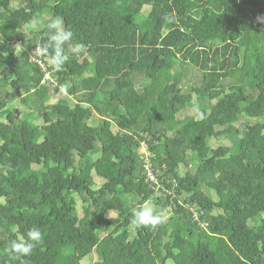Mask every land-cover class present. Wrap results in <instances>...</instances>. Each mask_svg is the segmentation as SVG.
<instances>
[{
  "label": "trees",
  "instance_id": "obj_1",
  "mask_svg": "<svg viewBox=\"0 0 264 264\" xmlns=\"http://www.w3.org/2000/svg\"><path fill=\"white\" fill-rule=\"evenodd\" d=\"M11 2L0 0V264H264V0ZM33 17L43 26L21 37ZM57 17L73 40L58 71L42 55L52 86L26 53ZM187 67L200 77L184 93ZM193 98L197 112L177 119ZM146 160L170 194L145 179ZM147 202L160 230L133 222ZM33 227L44 239L31 256L9 254Z\"/></svg>",
  "mask_w": 264,
  "mask_h": 264
},
{
  "label": "clouds",
  "instance_id": "obj_2",
  "mask_svg": "<svg viewBox=\"0 0 264 264\" xmlns=\"http://www.w3.org/2000/svg\"><path fill=\"white\" fill-rule=\"evenodd\" d=\"M256 23L264 26V14L256 17ZM39 27L40 21L36 17H33L27 22V28L29 30H39ZM47 28L48 39L42 44L38 51L48 53V50L51 49L52 51L48 55V60L53 68L58 71L62 69L69 59V55L65 53V45L72 42L73 32L63 26L62 20L59 17L52 19L47 24ZM77 47L82 48L83 46L78 45ZM67 87L68 85L65 86V88ZM141 148H144V146L141 145L139 150ZM161 221L162 217L155 213L153 206L149 203H145L140 208L133 211V222L140 226L155 227L161 223ZM43 239L44 236L41 230L38 227H33L28 230L26 239L12 240L7 251L18 259L28 257L31 256L34 249L43 242Z\"/></svg>",
  "mask_w": 264,
  "mask_h": 264
},
{
  "label": "rangeland",
  "instance_id": "obj_3",
  "mask_svg": "<svg viewBox=\"0 0 264 264\" xmlns=\"http://www.w3.org/2000/svg\"><path fill=\"white\" fill-rule=\"evenodd\" d=\"M18 2H19V0H12V2H11V5L13 6V7H16V6H18L17 4H18ZM47 19H49V17L47 16V15H45V16H43L42 17V22L44 21V20H47ZM43 26V24H40V27L39 28H41ZM29 29L27 28V24H25V27H23L20 31H19V35L21 36V37H27V36H29ZM3 37L1 36V34H0V42H2L3 41ZM19 43L20 42H17L16 44H15V48H13L14 50H16L17 51V53H18V51H19V49H20V45H19ZM41 47V46H40ZM28 57V56H27ZM29 59V58H28ZM54 70V69H53ZM51 71V70H50ZM200 73L197 71V69H195V68H191V67H187V68H185V70H184V72H183V77H182V85H181V87H182V92H184V93H186V92H188V90H189V86L191 85V83H196L197 82V79L200 77V75H199ZM50 77H51V79H52V86L53 85H55L56 84V82H55V79H54V77H53V75H52V72H51V75H50ZM150 79H151V77H143L142 79H140V80H138L137 82H140V83H137L136 84V86H140V84H141V86H143V85H147V84H149L150 83ZM54 96H60V97H66V92H65V90L64 89H57L56 91H54L53 92V97ZM15 101H17V99L15 100ZM196 101H197V98H193L192 99V104L191 105H188V107H186V108H184V109H182L178 114H177V119H183L185 116H191V115H194L196 112H197V105H196ZM19 110H24V111H28V108L25 106H22V105H19L18 103H17V105H15ZM242 118H240V120H241ZM239 120V121H240ZM239 121H237V123L239 122ZM210 143L213 145V146H216L217 144L219 145V144H229V141L227 140V139H225V138H223L221 141L220 140H210ZM139 152H145V150L143 149V148H141L140 150H139ZM191 167H193V166H191ZM183 169H185L184 167H182ZM96 183L98 184V185H100L101 183H102V179L101 178H99V177H97L96 179ZM156 189H160V188H156ZM160 191V195H164V194H166V190H162V189H160L159 190ZM159 194V193H158ZM147 203H149V204H151L152 205V203H150V202H147ZM153 206V208H154V205H152ZM133 207V206H132ZM163 215V214H162ZM164 215H166V214H164ZM107 217L108 218H110V219H118L120 216H116V214H115V212L113 213V212H108V215H107ZM162 228V223H159L158 225H156L155 226V230L157 231V230H160ZM88 258V257H87ZM87 258L86 259H84V260H82V262H81V264H87L88 262H86V260H87ZM95 256H92L91 255V257H90V264H93V262H94V260H95Z\"/></svg>",
  "mask_w": 264,
  "mask_h": 264
},
{
  "label": "built area",
  "instance_id": "obj_4",
  "mask_svg": "<svg viewBox=\"0 0 264 264\" xmlns=\"http://www.w3.org/2000/svg\"><path fill=\"white\" fill-rule=\"evenodd\" d=\"M41 47L40 46H36L32 49H30L27 52V58H29L28 60L37 64L38 67L40 68V70L44 73V77L42 79L41 82L43 81H47V82H51L52 79L50 77L51 75V71L47 69L44 60L42 59V55L45 54L44 52L38 51ZM144 149V148H143ZM144 169H145V179L149 180L151 182L154 183V188H161L162 190H166L167 194H170V191L165 189L164 186H162V184L160 182H158V178L156 177V175L153 174V172L151 171V168L148 164V160H146L145 164H144ZM171 193H173L171 191ZM195 217H197V214H195Z\"/></svg>",
  "mask_w": 264,
  "mask_h": 264
},
{
  "label": "water",
  "instance_id": "obj_5",
  "mask_svg": "<svg viewBox=\"0 0 264 264\" xmlns=\"http://www.w3.org/2000/svg\"><path fill=\"white\" fill-rule=\"evenodd\" d=\"M57 89V88H56Z\"/></svg>",
  "mask_w": 264,
  "mask_h": 264
}]
</instances>
